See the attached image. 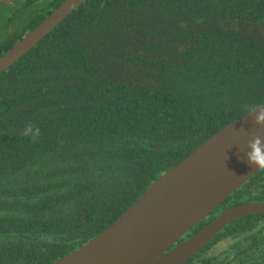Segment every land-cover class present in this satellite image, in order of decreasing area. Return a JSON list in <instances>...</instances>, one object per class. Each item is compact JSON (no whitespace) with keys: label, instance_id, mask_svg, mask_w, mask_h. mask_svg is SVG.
<instances>
[{"label":"trees","instance_id":"obj_1","mask_svg":"<svg viewBox=\"0 0 264 264\" xmlns=\"http://www.w3.org/2000/svg\"><path fill=\"white\" fill-rule=\"evenodd\" d=\"M63 1L22 0L28 16L0 55ZM262 104L264 0L82 1L0 73V264L79 248ZM29 123L38 136L22 134ZM248 200H264V168L193 231ZM215 238L184 264H264L263 214Z\"/></svg>","mask_w":264,"mask_h":264},{"label":"water","instance_id":"obj_2","mask_svg":"<svg viewBox=\"0 0 264 264\" xmlns=\"http://www.w3.org/2000/svg\"><path fill=\"white\" fill-rule=\"evenodd\" d=\"M84 0H64L0 55V73L43 40ZM259 138L264 151V104L230 122L158 177L107 229L49 264H184L233 221L264 215V200L225 208L179 242L262 168L246 153Z\"/></svg>","mask_w":264,"mask_h":264},{"label":"rangeland","instance_id":"obj_3","mask_svg":"<svg viewBox=\"0 0 264 264\" xmlns=\"http://www.w3.org/2000/svg\"><path fill=\"white\" fill-rule=\"evenodd\" d=\"M29 8L22 0H0V46L18 34V27L27 18ZM226 246V242H220L212 253H220Z\"/></svg>","mask_w":264,"mask_h":264},{"label":"clouds","instance_id":"obj_4","mask_svg":"<svg viewBox=\"0 0 264 264\" xmlns=\"http://www.w3.org/2000/svg\"><path fill=\"white\" fill-rule=\"evenodd\" d=\"M39 133V127H34L31 123L27 124L22 132L24 136H31L33 138L38 136ZM258 145L259 138H256L251 144L252 151L250 153H246L247 160L251 165H256L258 168H264V151H262Z\"/></svg>","mask_w":264,"mask_h":264},{"label":"flooded vegetation","instance_id":"obj_5","mask_svg":"<svg viewBox=\"0 0 264 264\" xmlns=\"http://www.w3.org/2000/svg\"><path fill=\"white\" fill-rule=\"evenodd\" d=\"M197 225V224H196ZM195 225V226H196ZM195 226L190 230V231H188L187 233H186V235L184 236V237H181L180 239H179V242H181V241H183L184 239H186V238H188L190 235H192L193 233H195L196 231H198L199 229H197L196 231H193L194 229H195ZM202 228V227H201ZM200 228V229H201ZM191 231H193L191 234H190V232ZM182 239V240H181ZM215 240H216V238L214 237L208 244L210 245V244H212V243H214L215 242ZM207 244V245H208ZM200 252V251H199ZM198 252V253H199ZM195 256V255H194ZM192 258V257H191Z\"/></svg>","mask_w":264,"mask_h":264}]
</instances>
